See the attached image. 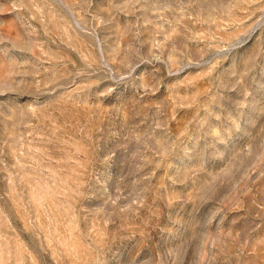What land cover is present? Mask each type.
Segmentation results:
<instances>
[{
    "label": "rangeland",
    "instance_id": "rangeland-1",
    "mask_svg": "<svg viewBox=\"0 0 264 264\" xmlns=\"http://www.w3.org/2000/svg\"><path fill=\"white\" fill-rule=\"evenodd\" d=\"M0 264H264V0H0Z\"/></svg>",
    "mask_w": 264,
    "mask_h": 264
}]
</instances>
